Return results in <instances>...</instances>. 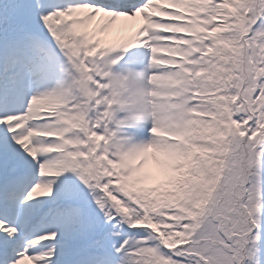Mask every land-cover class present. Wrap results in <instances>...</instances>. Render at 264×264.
Returning <instances> with one entry per match:
<instances>
[{
	"label": "snow or ice",
	"instance_id": "obj_1",
	"mask_svg": "<svg viewBox=\"0 0 264 264\" xmlns=\"http://www.w3.org/2000/svg\"><path fill=\"white\" fill-rule=\"evenodd\" d=\"M0 264H264V0H0Z\"/></svg>",
	"mask_w": 264,
	"mask_h": 264
}]
</instances>
